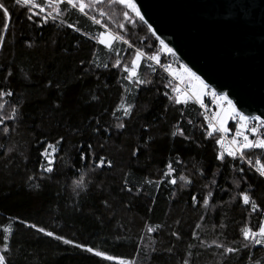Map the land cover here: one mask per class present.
Segmentation results:
<instances>
[{
  "label": "trees",
  "instance_id": "obj_1",
  "mask_svg": "<svg viewBox=\"0 0 264 264\" xmlns=\"http://www.w3.org/2000/svg\"><path fill=\"white\" fill-rule=\"evenodd\" d=\"M0 4L10 17L0 11V89L13 93L0 100V116L16 109L14 119L0 122L5 264H264V246L242 236L243 228L262 223L264 180L245 161L264 163V150L218 158V134L191 97L173 91L180 87L170 68L181 62L144 22L134 13L136 23L126 21L127 9L108 0L86 7L87 15L65 0L58 5L62 15L47 22L46 13L29 20V8L15 0ZM91 17L127 41H113L119 57L98 42L104 28ZM136 49L147 54L138 78L150 83L126 79L123 65H131ZM153 54L159 63L147 58ZM118 58L122 67H113ZM177 97L185 102L176 103ZM122 102L131 105L130 115ZM260 125L247 119L241 131L237 121L228 123L226 132L240 135L233 139L238 153L244 136H264ZM101 159L105 164L98 167ZM229 247L238 250L225 253Z\"/></svg>",
  "mask_w": 264,
  "mask_h": 264
},
{
  "label": "water",
  "instance_id": "obj_2",
  "mask_svg": "<svg viewBox=\"0 0 264 264\" xmlns=\"http://www.w3.org/2000/svg\"><path fill=\"white\" fill-rule=\"evenodd\" d=\"M147 28L208 89L264 121V0H134ZM158 40V39H157Z\"/></svg>",
  "mask_w": 264,
  "mask_h": 264
},
{
  "label": "snow or ice",
  "instance_id": "obj_3",
  "mask_svg": "<svg viewBox=\"0 0 264 264\" xmlns=\"http://www.w3.org/2000/svg\"><path fill=\"white\" fill-rule=\"evenodd\" d=\"M15 2L18 5L21 6H25L29 8V12L30 15L28 16V19L31 20L33 16H39L41 13H46L42 19L47 22V20L49 18H51L52 20H56L57 17L62 15V10L58 7V5L62 4L65 2V0H47V2L45 3V0H15ZM103 0H89V4L85 5V3H83V0H67V5L71 6L72 8H77L79 9V11L85 15H87L88 13L85 12V8H92L94 4L96 3H102ZM109 4H117L122 6L124 9H127L126 11H123V17L126 21L135 24L136 20L133 19L132 13L135 14V17L140 21V22H144L145 21V17L144 15L141 14L139 8L137 7L136 3L134 2V0H108ZM51 8L52 11H48L46 12V9ZM32 9H39L38 12L32 11ZM0 11H3V14L6 18V20L10 19L9 17V13L7 8L5 7V5L0 4ZM55 13V14H53ZM100 15L101 16H105L106 13L101 10L100 11ZM113 15H115V12H113ZM91 19L93 20L94 23L96 24H101V26L104 28V32L100 33V36L98 38V42L101 44H104L106 47L109 48L110 51H114L115 55L117 57L120 56L119 51H116L113 49L112 47V43L113 41H123L124 43H127L126 40H124V38L119 34V33H112L108 30L107 25L102 24V22L98 19H96L95 17H91ZM61 23H63V21H61ZM8 23L6 22L3 25V32H6L8 29ZM69 27H73V25L69 24ZM118 27L123 30L125 25L124 24H119ZM149 31L152 32V35H156V32L151 29V27H149ZM157 39L159 40V37H157ZM4 42V37L3 34L0 33V47H2ZM160 45L162 46V48L169 54L175 56V52H173V50L168 47L167 44H165V42L163 40H159ZM129 47H131V45H129ZM147 54L145 52H143L140 49H136L131 65H123V71L127 72L129 75L128 77H126V79H130L132 80L134 83L136 84H145V83H150V81H145L142 80L140 78H138L137 75V67L139 65V62L146 56ZM147 58L151 61H155L157 63H159V58L157 55L153 54V55H148ZM113 67L116 68H120L122 67V62L121 60L118 58L116 60V62L112 65ZM105 67H107V65H105ZM170 67V66H169ZM167 70V69H166ZM184 72H186L189 77L195 79L196 81L199 82L200 86H201V91L199 93H193V96H196L197 99H199L200 95H203L205 93V90H208V85L204 83L203 80H201V78L199 76H197L195 73L191 72L189 69L184 68L183 69ZM11 73H9L10 75ZM173 91H179L178 88H174ZM13 95V93L11 92V90H4V89H0V100H3L5 96H11ZM212 95H216V93H212ZM220 100L226 101L228 107H230L232 109V111L235 113V107L232 105V101L230 99H228L227 96L221 95L218 97ZM171 99V97H170ZM176 103H182L185 101H182L181 98L177 97L175 100ZM4 108V104L0 103V110H2ZM120 108L123 109V112L125 115H130L131 113V105H125L123 102L120 105ZM120 110V109H118ZM236 115H239V113H236ZM16 116V109L13 108L12 112L10 115H8L7 117L4 116H0V122H2L5 118L7 119H14ZM253 119H258V118H253ZM240 120L241 121H246L247 118L245 116H240ZM261 124L264 125V121H261ZM118 127H123V124L118 125ZM5 131H7V129H4ZM224 131H227L226 129H223ZM257 128L253 127L251 129L252 133H256ZM177 133H173V135H176ZM180 134L182 135L183 133L180 132ZM208 135H212V132H209ZM244 141L245 143L243 145L240 146V156L241 159L244 158V149H261L264 150V136H262L260 139L258 140H249L248 136H244ZM235 142V141H233ZM49 148H52L53 151H55L54 146L49 145ZM46 157H47V152L45 153ZM229 155H234V153L230 152ZM218 158L222 159L223 156H219ZM49 163H51V161H49ZM108 166H111L110 162H107ZM249 165L252 167H255V170L261 175L264 176V163H261V160L258 158L255 161V164H253V162L251 160L248 161ZM105 164V161L103 159L100 160L99 164L97 165L98 167L103 166ZM45 171L51 172L52 169L51 167H47L44 169ZM171 166L169 165V172H171ZM241 171H243V169H241ZM165 175H168V173H165ZM181 180H185V177H180ZM171 183H176L175 180H171ZM186 182H190V181H186ZM83 184V177H81V179L79 181H77V187H80ZM209 195H211V193H209ZM242 200L243 203L245 205H249L251 204L252 210L255 211L256 210V205L255 202L251 200V197L246 194V193H242ZM193 201H196V197H193ZM208 204V200L205 199L204 201V205L207 206ZM39 231H44L43 229H38ZM149 232L154 231V229L149 228L148 229ZM46 235H53L52 233H45ZM242 236L243 239L245 241H248L250 244L253 245H261L264 246V223H262L256 230H253L250 227H245L242 229ZM58 239H60L59 237H57ZM64 243H71L70 241L65 240ZM216 247H223V245L221 244H216ZM245 247H248V245L246 244ZM88 251H92V249H87ZM238 249H233V248H225L224 251L225 253H233L235 251H237ZM97 255H100V253H96ZM0 264H5V257L3 255H0ZM185 264H188V262L186 261Z\"/></svg>",
  "mask_w": 264,
  "mask_h": 264
},
{
  "label": "rangeland",
  "instance_id": "obj_4",
  "mask_svg": "<svg viewBox=\"0 0 264 264\" xmlns=\"http://www.w3.org/2000/svg\"><path fill=\"white\" fill-rule=\"evenodd\" d=\"M184 68H187V67L185 65H183V63H180L179 65L172 64V67L170 68L171 74L174 76L175 79L178 80V83H180V85H182L185 89L183 91L180 90L181 91V98H186V96H191L194 98L196 103H200V102L204 101V97L209 90H205V93L203 95H200L199 99H197L196 96H193L192 94L194 92L199 93L201 91V86H200L198 81L189 77V75L186 72H184V70H183ZM219 96H221V95H215V101L214 102H216V109H215V111H213V113H214L213 115L215 116V121H216L217 127L219 129H221L222 131H224L223 129L227 130L228 123L232 119L233 120L237 119L238 121H237L236 127L239 130L244 131L247 120L241 121L240 120L241 115L240 114L236 115V113H238V112L236 111L234 113L232 111V109L230 107H228L226 101L220 100L218 98ZM51 159L52 158H50L48 156L46 157V161L48 163H49V161H52ZM262 223H264V215H263Z\"/></svg>",
  "mask_w": 264,
  "mask_h": 264
},
{
  "label": "built area",
  "instance_id": "obj_5",
  "mask_svg": "<svg viewBox=\"0 0 264 264\" xmlns=\"http://www.w3.org/2000/svg\"><path fill=\"white\" fill-rule=\"evenodd\" d=\"M175 82L179 85L178 81L175 80ZM179 87L181 88L179 90H181V91L185 90L183 86L179 85ZM212 93H214V92L212 90H209L204 97V101H202L200 103H196L194 98L191 96L190 97L198 105L201 116L205 120V122L209 126V128L213 131V133H215V135L218 134L219 141H220V147H221L219 154L223 155L225 153L232 152V153H235L236 155L240 156V153H238L239 151L237 150V147H236L235 143L233 142L234 141L233 139L239 138L240 135L236 134V135H234V138H232L231 134L229 132L222 131L221 129H219L217 127V124L215 121V116L213 115L214 114L213 111H215V109H216V102H214L215 96L212 95ZM235 121H237V119H235ZM257 121H259V120H257ZM259 122L261 123V121H259ZM260 126L264 131V125L261 124ZM245 163H246V165L251 167V169L258 175L259 178L264 180V176H261L255 170V167L250 166L248 161H245Z\"/></svg>",
  "mask_w": 264,
  "mask_h": 264
}]
</instances>
